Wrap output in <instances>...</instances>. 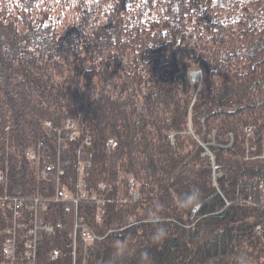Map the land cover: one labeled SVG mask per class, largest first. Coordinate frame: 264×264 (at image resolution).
Returning a JSON list of instances; mask_svg holds the SVG:
<instances>
[{
	"label": "trees",
	"instance_id": "16d2710c",
	"mask_svg": "<svg viewBox=\"0 0 264 264\" xmlns=\"http://www.w3.org/2000/svg\"><path fill=\"white\" fill-rule=\"evenodd\" d=\"M1 175L62 229L28 258L1 204L0 264H264V0H0Z\"/></svg>",
	"mask_w": 264,
	"mask_h": 264
},
{
	"label": "bare ground",
	"instance_id": "6f19581e",
	"mask_svg": "<svg viewBox=\"0 0 264 264\" xmlns=\"http://www.w3.org/2000/svg\"><path fill=\"white\" fill-rule=\"evenodd\" d=\"M192 74V77L194 79H199V81H201L202 79V71L201 70H194L190 72ZM189 73V74H190ZM188 74V75H189ZM187 75V79L188 78ZM197 77V78H196ZM189 81V80H188ZM66 129L67 130H73L75 129V124L72 122H68L66 125ZM61 133V131H59V134ZM70 140L75 139V132H70ZM90 142V138H88V141ZM116 143V145H114L113 143ZM107 145L109 147H117L118 142L114 139H109ZM28 156L31 157H35V151L33 149H29L28 150ZM59 164V163H58ZM51 168H53L50 165H47L46 169L50 170ZM57 175H63L64 171L63 169H60V167H57L56 170ZM44 175V174H43ZM4 180V175L0 176V182H2ZM84 182H80L78 183V186L80 185L81 187H83ZM103 185H105V189L104 191H111L112 188L110 185H108V183H104ZM129 186H130V196L132 197V201H137L140 198V193L138 191V189L136 188V181L134 179V177H130L129 178ZM21 197H14L9 195L8 193H6L4 196H0V205H4V209H8L11 213V219L13 221H20L19 222V226L26 231V234L28 237H30V245L31 248L30 250L26 249V254L28 255V258H32L33 260H35L36 258V254H37V242L40 241V239L44 238V237H50L56 234V232L60 229H62V222L58 221L56 222V224H50L46 221V217L44 216L45 214V207L46 206H40V205H33L30 206V200L32 198H28L27 196H22ZM67 198L71 199V194H69L67 192ZM118 199L121 201L120 197L117 196ZM65 199V198H64ZM63 199V200H64ZM101 201V200H100ZM102 202V201H101ZM98 204H104L99 203L98 200ZM77 205V203H76ZM78 206V205H77ZM76 206V207H77ZM70 210V207H67L66 211ZM79 209H77L76 213V219L77 222L73 228V230L70 232L69 234V238L72 239L75 243L78 242L80 239H83L85 241H93V239L96 238L97 239H102L106 237V234L100 236V235H93L91 234V232L89 231V229L87 227H82L80 228V224L78 223V220H82L79 218L80 213H79ZM103 214L101 210L97 211L96 215L94 216V221L96 222H102L103 221ZM9 232L11 233V236L6 240L7 242V246H9L13 253L11 255L8 254L7 251V246L5 248V255L7 256V258L11 261V262H15V258L17 255L16 249H17V244H18V234L16 230H9ZM119 234V233H118ZM116 234V235H118ZM27 236L24 235L25 239L27 238ZM90 243V242H89ZM74 251V261L76 260L77 257V248L74 247L73 248ZM24 252V254H25ZM59 252L61 253V251L59 250ZM76 262V261H75ZM11 264V263H10Z\"/></svg>",
	"mask_w": 264,
	"mask_h": 264
},
{
	"label": "rangeland",
	"instance_id": "374dc122",
	"mask_svg": "<svg viewBox=\"0 0 264 264\" xmlns=\"http://www.w3.org/2000/svg\"><path fill=\"white\" fill-rule=\"evenodd\" d=\"M85 9H87L91 13V15H93L95 17L94 14L96 12L94 14H93V12L94 11H98L99 8H97V6L94 3H90V6L88 4L87 7H85ZM80 14H81V16L83 15L82 13H80ZM76 15H77V17H79V14H76V13H74L72 11H66V13H65V15L63 17L64 23H67L68 21H71L73 17H76ZM188 78H189L188 79L189 82L192 83V85H194L196 82H199L198 79H194L192 77L191 73L188 75ZM247 132L248 133L250 132L249 129L247 130ZM8 250L10 251L11 249H8Z\"/></svg>",
	"mask_w": 264,
	"mask_h": 264
},
{
	"label": "built area",
	"instance_id": "2783aa9c",
	"mask_svg": "<svg viewBox=\"0 0 264 264\" xmlns=\"http://www.w3.org/2000/svg\"><path fill=\"white\" fill-rule=\"evenodd\" d=\"M197 79H198V78H197ZM198 80H199V79H198ZM249 131H250V130H249ZM86 141H88V138L86 139ZM113 144L116 145L115 142H114ZM11 152H12V150H11ZM58 180H59V175H58ZM82 185H84V184H82ZM102 188L105 189V185H103ZM66 196H67V191H66L64 188H61V190H58V192H57V200H58L59 198L64 199V197H66ZM38 199H39V198L31 199V200L29 201V202H30V206H33V205H40V204H38V203H42V202H40ZM99 203H102V202L99 200ZM42 205L45 206L44 203H42ZM8 249H11L9 246H7V251H8V254L11 255V254L13 253V251H12V249H11L10 251H9Z\"/></svg>",
	"mask_w": 264,
	"mask_h": 264
},
{
	"label": "clouds",
	"instance_id": "9594fccd",
	"mask_svg": "<svg viewBox=\"0 0 264 264\" xmlns=\"http://www.w3.org/2000/svg\"><path fill=\"white\" fill-rule=\"evenodd\" d=\"M166 235V232L163 228L157 229V236L155 237L156 239H159Z\"/></svg>",
	"mask_w": 264,
	"mask_h": 264
}]
</instances>
